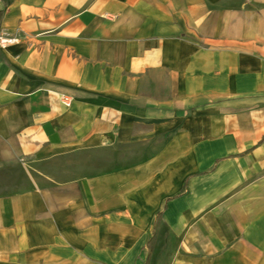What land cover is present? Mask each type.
<instances>
[{"label":"crops","instance_id":"crops-1","mask_svg":"<svg viewBox=\"0 0 264 264\" xmlns=\"http://www.w3.org/2000/svg\"><path fill=\"white\" fill-rule=\"evenodd\" d=\"M2 31L0 264H264V0H0Z\"/></svg>","mask_w":264,"mask_h":264},{"label":"rangeland","instance_id":"rangeland-1","mask_svg":"<svg viewBox=\"0 0 264 264\" xmlns=\"http://www.w3.org/2000/svg\"><path fill=\"white\" fill-rule=\"evenodd\" d=\"M46 162H37L34 165L38 170H43ZM34 174H37L36 171L31 170ZM38 175V174H37ZM29 179V174L24 166L21 164L19 166H8L6 168L0 169V189H13L20 188L23 189V185L16 184L17 181H23ZM3 182V183H2ZM18 190V189H17Z\"/></svg>","mask_w":264,"mask_h":264},{"label":"built area","instance_id":"built-area-1","mask_svg":"<svg viewBox=\"0 0 264 264\" xmlns=\"http://www.w3.org/2000/svg\"><path fill=\"white\" fill-rule=\"evenodd\" d=\"M17 41V38L11 34H9L8 32L2 31L0 33V45L1 46H7L9 44H12L14 42ZM62 102L64 103V105L69 106L70 104V99L66 98V97H62Z\"/></svg>","mask_w":264,"mask_h":264}]
</instances>
